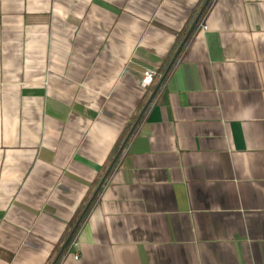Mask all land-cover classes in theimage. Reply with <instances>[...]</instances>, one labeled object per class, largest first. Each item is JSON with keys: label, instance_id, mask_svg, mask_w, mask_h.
Here are the masks:
<instances>
[{"label": "crops", "instance_id": "crops-1", "mask_svg": "<svg viewBox=\"0 0 264 264\" xmlns=\"http://www.w3.org/2000/svg\"><path fill=\"white\" fill-rule=\"evenodd\" d=\"M202 1L0 0V264L52 262ZM200 22L57 264H264V0Z\"/></svg>", "mask_w": 264, "mask_h": 264}, {"label": "water", "instance_id": "water-1", "mask_svg": "<svg viewBox=\"0 0 264 264\" xmlns=\"http://www.w3.org/2000/svg\"><path fill=\"white\" fill-rule=\"evenodd\" d=\"M209 0H204V2L202 3V5L200 6L196 16L194 17L193 21L191 22L190 26L188 27L185 35L183 36V38L181 39L180 43L178 44L176 50L174 51L171 60L169 62V64L167 65V67L165 68L164 72L160 75V77L158 78L156 84L154 85L151 93L149 94V97L147 98L145 104L143 105L142 109L140 110L139 114L137 115L136 119L134 120V122L132 123L131 127L129 128L128 132L126 133L123 141L121 142L118 150L116 151L115 155L113 156L111 162L109 163L108 167L106 168L105 172L103 173L102 177L100 178L98 184L96 185L95 189L93 190L91 196L89 197L88 201L86 202L84 208L82 209L79 217L77 218L75 224L73 225V227L71 228L70 232L68 233V236L66 237V239L64 240V242L62 243L59 251L57 252L54 260L51 262V264H55L56 261L58 260L60 254L62 253L63 249L65 248V246L67 245V243L69 242V240L71 239L74 231L76 230L78 223L80 222L81 218L83 217V215L85 214L87 208L89 207V205L91 204V202L93 201V199L95 198V196L97 195V193L99 192L102 184L104 183L105 179L107 178L108 174L110 173L111 169L113 168L115 162L117 161L119 155L121 154L125 144L127 143L128 139L130 138L131 134L133 133L139 119L141 118L143 112L145 111L147 105L152 101V99L154 98L155 94L157 93L160 85L162 84L163 80L165 79L168 70L170 68V66L172 65V63L176 60L178 54L180 53V51L182 50L183 46L185 45L186 41L188 40L189 36L191 35V33L194 31L199 18L203 12V10L206 8V6L208 5Z\"/></svg>", "mask_w": 264, "mask_h": 264}, {"label": "trees", "instance_id": "trees-1", "mask_svg": "<svg viewBox=\"0 0 264 264\" xmlns=\"http://www.w3.org/2000/svg\"><path fill=\"white\" fill-rule=\"evenodd\" d=\"M212 1H213V0H209L208 5H207L206 8L203 10V12H202V14H201V16H200V18H199V21H198L197 25L199 24V22H200V20H201V17L205 14V12L207 11V9H208V7L210 6V4L212 3ZM202 3H203V1L200 3V5L198 6L196 12L194 13V16H193V18H192V21H193L194 17L196 16V14H197V12H198L200 6L202 5ZM197 25H196L195 29L197 28ZM187 29H188V28H186V29L184 30V32H183V34H182V36H181L180 39L183 38V36L185 35ZM195 29H194V30H195ZM193 32H194V31H193ZM193 32H192V33H193ZM192 33H191V34H192ZM189 37H190V36H189ZM188 39H189V38H188ZM179 42H180V41H179ZM178 44H179V43H178ZM173 53H174V51H171L170 55H169V56L166 58V60L164 61L163 65H162V68H161V71H160V73H159L160 75L164 72L165 68H166L167 65L169 64V62H170V60H171V57H172ZM177 57H178V56H177ZM176 59H177V58H176ZM175 61H176V60H175ZM175 61H174V62L172 63V65L170 66V68H169V70H168V73H167L166 77H167L168 74L170 73V71H171V69H172V67H173V65H174V63H175ZM166 77H165V79H166ZM155 84H156V82H154L153 87H154ZM151 102H152V101H151ZM151 102H150V103H151ZM150 103L147 105L146 109L148 108V106L150 105ZM146 109H145V111H146ZM145 111L143 112V114L145 113ZM143 114H142V115H143ZM141 117H142V116H141ZM135 119H136V117L134 118V120H135ZM140 119H141V118H140ZM140 119H139V121H140ZM134 120H133V122H134ZM139 121H138V123H139ZM133 122H132V123H133ZM132 123H130V124L128 125V128H127V130H126V133L128 132V130H129V128L131 127ZM138 123H137V125H138ZM137 125H136V126H137ZM135 128H136V127H135ZM134 130H135V129H134ZM133 133H134V131H133ZM133 133H132V134H133ZM132 134H131V136H132ZM131 136H130V137H131ZM129 139H130V138H129ZM129 139H128V141H129ZM122 140H123V139H122ZM128 141H127V143H128ZM121 142H122V141H120L118 145H120ZM127 143H126V144H127ZM126 144H125V145H126ZM101 187H102V186H101ZM100 189H101V188H100ZM99 191H100V190H99ZM98 193H99V192H98ZM98 193H97V195H98ZM97 195L95 196V198L93 199V201L91 202V204L89 205V207L87 208L85 214L83 215V217L81 218L80 222L78 223V226H77L76 230L74 231V233H73L71 239L69 240V242L67 243V245H66L65 248L63 249L62 253L60 254V256H59V258H58V260L56 261L55 264H57V263L60 261V259L63 257V255L66 253L67 248H68V246H69L71 240L75 237L76 232H77V230H78V228H79L81 222L83 221V219H84V218L86 217V215L88 214L90 208L92 207L93 203L95 202V200H96V198H97ZM88 199H89V198H88ZM88 199H86L85 202L82 204V206L80 207V209H79L78 213L76 214L74 220L72 221V223L68 226V228H67L66 231L64 232V235H63V237H62V240H61L60 245H62V243L64 242V240H65L66 237L68 236V233L70 232L71 228H72L73 225L75 224L77 218L79 217V215H80L82 209L84 208L86 202L88 201ZM58 251H59V250H58ZM58 251H57V252H58ZM56 254H57V253H56ZM56 254H55V256H56ZM55 256L53 257L52 261L54 260ZM50 264H51V263H50Z\"/></svg>", "mask_w": 264, "mask_h": 264}, {"label": "built area", "instance_id": "built-area-1", "mask_svg": "<svg viewBox=\"0 0 264 264\" xmlns=\"http://www.w3.org/2000/svg\"><path fill=\"white\" fill-rule=\"evenodd\" d=\"M200 27H201V30H205L207 29V26L205 25V23H203V21L200 22ZM160 77V74L159 72L156 70V69H153V68H145L143 71H142V75H141V78H140V85L143 87V88H146V87H150L154 84L155 80L158 79ZM76 243H75V240L74 238L71 240L67 250L69 251L70 248L72 246H74ZM67 252V251H66ZM73 258L74 259H79L80 257V254L78 252H74L72 254Z\"/></svg>", "mask_w": 264, "mask_h": 264}]
</instances>
